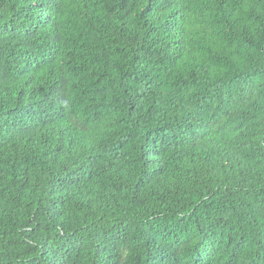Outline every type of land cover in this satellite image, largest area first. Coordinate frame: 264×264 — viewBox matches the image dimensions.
<instances>
[{"label": "trees", "instance_id": "1", "mask_svg": "<svg viewBox=\"0 0 264 264\" xmlns=\"http://www.w3.org/2000/svg\"><path fill=\"white\" fill-rule=\"evenodd\" d=\"M0 264H264V0H0Z\"/></svg>", "mask_w": 264, "mask_h": 264}]
</instances>
